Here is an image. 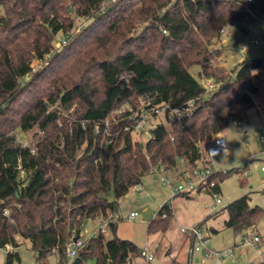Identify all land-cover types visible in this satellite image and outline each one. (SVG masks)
Listing matches in <instances>:
<instances>
[{
  "label": "trees",
  "instance_id": "1",
  "mask_svg": "<svg viewBox=\"0 0 264 264\" xmlns=\"http://www.w3.org/2000/svg\"><path fill=\"white\" fill-rule=\"evenodd\" d=\"M0 6V248L14 247L20 235L39 259L54 252L63 264L68 241L88 219L116 213L119 199L161 167L172 170L184 160L194 168L204 158L203 143L256 106L264 59L242 61L231 76L211 47L226 26L246 32L264 17V0H0ZM75 17L84 23L73 40ZM60 32L67 39L57 47ZM194 65L200 80L190 72ZM206 79L217 85L210 94ZM188 101L191 113L169 115L168 106ZM162 108L166 120L148 126L145 142L135 139L137 121ZM18 131H32L33 140L23 145ZM231 172H214L196 191L219 192ZM225 209V225L235 233L264 215L247 195ZM171 214L164 203L148 232L165 231ZM140 252L131 240L100 233L71 264L89 256L129 264ZM18 261L9 250L5 264Z\"/></svg>",
  "mask_w": 264,
  "mask_h": 264
},
{
  "label": "rangeland",
  "instance_id": "2",
  "mask_svg": "<svg viewBox=\"0 0 264 264\" xmlns=\"http://www.w3.org/2000/svg\"><path fill=\"white\" fill-rule=\"evenodd\" d=\"M4 14L0 6V16ZM84 19L75 17L74 28L70 31L71 38H75L83 31ZM67 37L61 32L56 37V46ZM72 40V41H73ZM259 40L256 44L254 41ZM217 55L219 64L226 67L229 75L236 74V66L244 60L264 59V17L246 26V32L233 26H226L218 39L214 40L211 47ZM40 62L35 60L33 67L37 68ZM201 68L194 65L190 68L191 74L198 78ZM255 82L260 91L254 95L256 106L248 112L244 121L230 120L221 134L227 139V151L212 158L206 157V146L209 140L203 143V156L199 167L208 166L213 171H232L221 183L218 197L220 204H216L211 192L193 190L189 197L179 194L174 196L172 184L186 183L188 178L182 177L193 168L181 160L172 170L159 168L145 175L142 182L131 188L130 191L119 199L118 210L106 217L90 218L81 232V238L90 239L104 224L108 223L107 239L120 237L133 241L139 248L149 247L154 254L151 264H171L173 259H178L183 264H263L264 256V215L258 219L257 225L235 233L234 229L225 225L228 212L225 207L235 199L247 195L251 206L264 208V143L260 138L264 135V70L258 71ZM232 76V75H231ZM208 85L210 94L217 85L214 80H202ZM118 108L117 112H120ZM124 109V107H123ZM71 117V115L66 114ZM166 112L160 109L155 118H145L139 127H134L132 135L135 139L145 142L150 136L148 126L166 120ZM141 120V119H140ZM167 124V122H166ZM19 139L26 142L33 140L32 131H18ZM208 158V159H207ZM206 160L208 162H206ZM240 168L242 173L236 172ZM176 173V175H175ZM190 173V174H191ZM162 176L168 177V182L162 181ZM180 176V178L176 177ZM138 187L141 190H138ZM147 198L146 200H144ZM109 200H115L113 193L108 195ZM170 203L172 214L169 225L165 231L149 233L150 222L157 217V213L164 203ZM131 212H137L134 218ZM110 223H115L113 230ZM192 227H200L206 242L201 250L195 251L190 258L191 239L182 231ZM261 239L256 242L254 236ZM229 249L234 256H222L221 253ZM10 250H15L20 255V261L15 264H59L58 255L50 253L47 258L39 259L32 249L30 241L17 236L16 245H11ZM9 249L0 248V264H5ZM144 257L139 255L129 264H142ZM85 264H111L110 262L98 263L96 257L89 256Z\"/></svg>",
  "mask_w": 264,
  "mask_h": 264
},
{
  "label": "built area",
  "instance_id": "3",
  "mask_svg": "<svg viewBox=\"0 0 264 264\" xmlns=\"http://www.w3.org/2000/svg\"><path fill=\"white\" fill-rule=\"evenodd\" d=\"M255 0H245V2L247 4H249L250 2H253ZM225 28L222 29V32H224ZM63 43H61L60 45L64 44L66 42V40H62ZM256 44H258L260 41L259 40H255L254 41ZM211 85L212 87L214 86L213 83H208L205 86L208 87V85ZM192 106H193V102L192 101H188L185 104H182L180 106H176V107H171L168 106L169 108V115H173V114H178V113H182V112H188L191 113L192 111ZM164 109V108H162ZM160 109H157L156 112L159 113ZM119 111H123V108H121ZM149 115L148 114H144L143 118L141 120L138 121L136 127H139L141 125V122L144 121L145 118L149 119ZM260 138L262 139L263 143H264V135H261ZM22 141V140H20ZM23 145H27L26 142L22 141ZM228 145H227V139L225 137L224 134H217L214 137H212L207 146H206V156L208 158H212L215 155L224 153L227 151ZM33 151L34 148H33ZM264 170V167L262 168ZM156 172H159V169L156 170ZM214 172L210 167L208 166H204V167H194L193 171L191 173V175L188 177V181L186 183H180V184H172V191L174 193V195L179 194V193H185V192H191L193 190H196L199 184H204L207 182V179L209 178V176H211ZM162 181L164 183L168 182V177L167 176H162ZM215 183L214 181L211 182V186H213ZM138 190H141L140 187H138ZM214 198H215V202L216 204H220L221 199L218 197V192H212ZM5 213L8 214V210H5ZM131 217H135L137 216V212H131L130 213ZM163 216H166V214H163ZM107 226L108 223L104 222V224L100 227V229L93 235V236H98L100 233H103L104 235L108 234L107 231ZM182 231H184L185 233H187V235L189 236V238L191 239L192 245L190 247V258L192 257L193 253L195 251H199L201 250V246L204 245V243L206 242V238L203 237L202 231L200 229V227H192L190 229H184L182 228ZM81 234L80 237L78 238L77 241H74L73 237L70 238V240L67 243V255H68V259L66 261L63 262V264H71V262L77 257L79 249L85 244V240L83 238H81ZM261 238L258 235L254 236V240L256 242H258ZM11 245H6L5 248L10 250ZM140 255L142 257H144V262L142 264H151L152 260L154 259V254L149 250V247H144L141 249ZM222 256H234L233 255V250L229 249L225 252L221 253ZM139 264V263H138Z\"/></svg>",
  "mask_w": 264,
  "mask_h": 264
},
{
  "label": "crops",
  "instance_id": "4",
  "mask_svg": "<svg viewBox=\"0 0 264 264\" xmlns=\"http://www.w3.org/2000/svg\"><path fill=\"white\" fill-rule=\"evenodd\" d=\"M205 157V156H204ZM207 157V156H206ZM208 159V158H207ZM182 162H184V164L187 166L188 164L186 163V161H184V160H181ZM206 162H208L207 160H206ZM195 167H199V161L197 162V164H196V166ZM191 172L190 171H188L187 173H185L184 175H182V177H189L191 174H190ZM175 175H176V173H175ZM176 177H178V178H180V176H176ZM173 260H177L178 261V259H173ZM172 260V261H173ZM171 261V262H172Z\"/></svg>",
  "mask_w": 264,
  "mask_h": 264
},
{
  "label": "water",
  "instance_id": "5",
  "mask_svg": "<svg viewBox=\"0 0 264 264\" xmlns=\"http://www.w3.org/2000/svg\"><path fill=\"white\" fill-rule=\"evenodd\" d=\"M146 199H147V198H145L144 200H146ZM79 237H80V234L78 233V234H76V235L74 236L73 240H74V241H77ZM38 264H39V263H38Z\"/></svg>",
  "mask_w": 264,
  "mask_h": 264
}]
</instances>
